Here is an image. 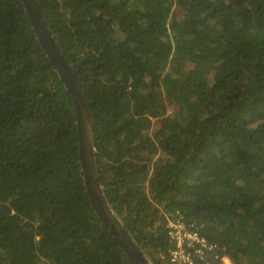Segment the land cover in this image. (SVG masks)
I'll use <instances>...</instances> for the list:
<instances>
[{
  "label": "trees",
  "instance_id": "obj_1",
  "mask_svg": "<svg viewBox=\"0 0 264 264\" xmlns=\"http://www.w3.org/2000/svg\"><path fill=\"white\" fill-rule=\"evenodd\" d=\"M90 111L107 201L152 264H264V0H38ZM70 93L0 0V264H134L87 194ZM174 241V242H173Z\"/></svg>",
  "mask_w": 264,
  "mask_h": 264
},
{
  "label": "water",
  "instance_id": "obj_2",
  "mask_svg": "<svg viewBox=\"0 0 264 264\" xmlns=\"http://www.w3.org/2000/svg\"><path fill=\"white\" fill-rule=\"evenodd\" d=\"M30 18L36 39L70 93L79 133L81 170L89 201L113 238L134 264H152L132 238L122 220L111 208L98 178L94 157V133L90 111L81 89L66 60L58 51L45 24L38 0H22Z\"/></svg>",
  "mask_w": 264,
  "mask_h": 264
},
{
  "label": "built area",
  "instance_id": "obj_3",
  "mask_svg": "<svg viewBox=\"0 0 264 264\" xmlns=\"http://www.w3.org/2000/svg\"><path fill=\"white\" fill-rule=\"evenodd\" d=\"M184 231V236L180 237L179 235L176 236V233H173V239L174 241H177V246L178 249L173 251L171 256H172V263L173 264H201L197 261H193L188 254H186L185 252V248L184 246L187 244V246L189 247H193L195 245H198L201 247V249H199L197 251V254L201 257L205 252L211 251L212 247L209 246L206 241L201 238L197 233L195 232H188L185 230V228L183 229ZM173 241V242H174ZM223 262L225 264H231L229 262V260H227V258L223 259Z\"/></svg>",
  "mask_w": 264,
  "mask_h": 264
}]
</instances>
